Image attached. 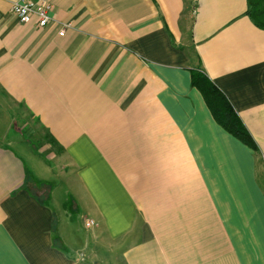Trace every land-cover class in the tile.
<instances>
[{"label":"crops","instance_id":"0c3cea01","mask_svg":"<svg viewBox=\"0 0 264 264\" xmlns=\"http://www.w3.org/2000/svg\"><path fill=\"white\" fill-rule=\"evenodd\" d=\"M11 1L0 97L62 152L94 226L82 238L34 191V155L0 119V264H264V29L246 0H192L191 18L187 0H50L44 27ZM194 68L257 152L216 123Z\"/></svg>","mask_w":264,"mask_h":264},{"label":"rangeland","instance_id":"374dc122","mask_svg":"<svg viewBox=\"0 0 264 264\" xmlns=\"http://www.w3.org/2000/svg\"><path fill=\"white\" fill-rule=\"evenodd\" d=\"M187 2L189 7L187 16L191 18L193 2L192 0H187ZM0 107V119H4V122L7 121L12 124L9 132L10 135H16L17 133L19 141H23L22 143H24L22 145L24 149L28 147L29 151L34 155L30 156L31 159L29 161L26 158V162H28L31 170H34L36 174V180H40V190L33 187L34 191L40 193V196H47V186L51 195L47 200L56 205L62 212L64 211L67 217L71 218L74 228L80 232L83 238L94 225L93 223L89 226L86 225L90 219H87L89 218L88 207L84 194L70 180L69 184L66 181L68 177L65 174L66 172L62 170L63 166L61 164L63 161L61 160L63 158L62 152L52 144L50 138L47 137L42 128L37 125L36 121L22 107L11 104L4 97H0ZM22 125H25L23 132L19 133L18 131L22 128ZM15 149L19 153L24 154L20 146L16 145ZM33 185L34 183H32Z\"/></svg>","mask_w":264,"mask_h":264},{"label":"trees","instance_id":"16d2710c","mask_svg":"<svg viewBox=\"0 0 264 264\" xmlns=\"http://www.w3.org/2000/svg\"><path fill=\"white\" fill-rule=\"evenodd\" d=\"M245 15L256 27L264 29V0H246ZM190 84L201 93L216 123L257 152L256 144L225 94L200 69H190Z\"/></svg>","mask_w":264,"mask_h":264},{"label":"built area","instance_id":"2783aa9c","mask_svg":"<svg viewBox=\"0 0 264 264\" xmlns=\"http://www.w3.org/2000/svg\"><path fill=\"white\" fill-rule=\"evenodd\" d=\"M50 0H12L10 3V13L21 23H28L33 18L39 27H44L51 21ZM66 25L62 24L59 35L64 33ZM92 224L91 221L87 225Z\"/></svg>","mask_w":264,"mask_h":264}]
</instances>
